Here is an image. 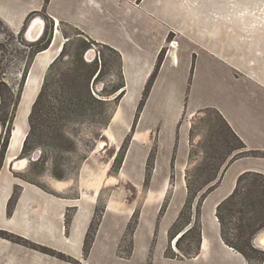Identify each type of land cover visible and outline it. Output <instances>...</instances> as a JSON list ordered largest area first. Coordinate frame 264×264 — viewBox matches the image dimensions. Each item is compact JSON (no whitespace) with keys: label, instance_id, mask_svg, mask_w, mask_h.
<instances>
[{"label":"crops","instance_id":"crops-1","mask_svg":"<svg viewBox=\"0 0 264 264\" xmlns=\"http://www.w3.org/2000/svg\"><path fill=\"white\" fill-rule=\"evenodd\" d=\"M249 1L253 0H50L48 4L45 0H0V22L12 34H20L31 14L44 11L54 23L69 25L86 39L117 51L125 80L124 95L102 135L107 139L104 149L95 145L75 178L46 176L40 183L23 177L38 161L32 155L20 157L39 93L24 106V89L0 164V231L56 251V255L0 236V264H249L223 239L216 211L242 175L264 176V157L260 156L240 157L222 170L218 186L202 204L199 252L191 257L166 256L170 230L188 195L193 119L203 111L216 110L246 151L264 152V25L256 24L254 8H246ZM172 39L178 43L176 49L170 45ZM51 50L34 57L26 84L36 66L42 65L45 70L38 79L42 86L48 67L61 52L49 55ZM164 50L167 54L138 114ZM130 133L119 175H137L135 186L140 188L146 183L149 157L155 153L131 252L121 257L120 242L137 207L118 201L111 192L86 253L106 179ZM106 148H114V154L104 161L98 154Z\"/></svg>","mask_w":264,"mask_h":264},{"label":"rangeland","instance_id":"rangeland-1","mask_svg":"<svg viewBox=\"0 0 264 264\" xmlns=\"http://www.w3.org/2000/svg\"><path fill=\"white\" fill-rule=\"evenodd\" d=\"M246 8H254L258 12L256 24L264 25V0L249 1L246 4ZM38 17L42 18L45 22V31L42 37L45 35L48 37L51 36L50 47L56 37V31L59 30V33L57 32V42L51 47L52 50L49 52V55L59 51L62 52L65 46L64 53L61 56L59 55L60 58L49 71L50 82L55 83V86H52V88L55 89L56 87L57 90L59 89V83L62 77L72 79L75 75H78L75 69L82 65V61L89 66L80 70L81 74H85L91 70L94 71L96 69V63L94 64V62H97L99 64L98 72L103 67V73L96 82L92 79L90 89L93 95L101 99L104 98L107 101L102 103L94 102L93 107L90 106L92 108L89 109L87 116L78 117L71 122H63L62 125L66 140L57 141V145L55 146L49 139L40 138V130L36 131L35 139L32 143L35 151L32 156L33 159L38 158V161L32 164L29 172L24 174L23 177L27 180L40 183L46 179V176L57 179L60 177H63V179L75 178L80 165L94 150L95 145H99L98 149H104L107 142V139L102 136L105 129L104 124L115 113L122 99L116 100L117 94L110 96V93L114 90V87L122 84L123 79L120 57L116 52L89 41L77 29L69 25L54 23L44 11L38 14L34 13L27 18L23 30L17 35L12 34L8 27L0 22L1 143L12 131V122L22 99L24 89L26 88L24 95L26 101L24 102V106H27L30 105L33 98L35 99L37 92H41L44 83L43 81L40 87V81L38 79L45 69L42 65H37L34 69L35 73L33 78H31V82L26 84L34 57L40 53L39 50L41 47L39 41H29L26 34L30 23ZM172 42L174 43L175 40L172 39L170 41L171 47H173ZM91 51L95 53L93 58L88 56ZM165 54H167V50H164V56ZM47 73L48 71L45 77ZM93 113H97L98 116L94 118L92 116ZM120 120L121 117L113 125L118 127ZM126 138L122 141L121 147ZM192 145L193 159L187 170L188 175H193L192 181L193 184L195 183L193 186L195 196L197 194L196 191L204 187L206 181L208 182L217 176V174L220 176L222 170L230 164L229 162L236 155V152L233 153L232 148L238 147L239 142L230 133L216 111L206 110L193 119ZM119 152L120 149L117 151L116 156L119 155ZM126 153L127 151L124 152V155H121V157H124L123 160H125ZM113 154L114 148H106L98 156L100 159L107 161ZM212 165H214V168ZM220 167L222 168L219 169ZM120 168L114 170L113 167L108 179H106L107 186L103 190V198L98 207V215L103 210L104 200L111 192L115 193L118 201H127L137 207L135 218L129 223L124 237L120 242L119 252L120 256L124 258L129 256L131 252L132 231L137 226V217L139 216L141 204L146 194L148 182H144L142 184L143 187L141 185L138 188L135 186V183L139 180L138 176L130 177L127 174L125 176L119 175ZM200 174L203 175L202 179L198 178ZM148 178L150 176L148 177L147 174L145 179ZM234 192V196L228 200L219 212L223 223V235L228 244L241 250V253L247 258L249 264H264V249L259 248L255 244L256 237L264 231V176L254 173L247 174L242 178L240 183L237 181ZM196 196L197 200L194 202L193 209L195 228L189 236L184 238L179 245H175V247L173 244L175 239H172L170 246H172L171 250L175 254H182L184 252L186 255H190L197 249L200 226L196 223V220L198 219V211H202V208L199 210L201 194ZM186 219L184 218L183 222ZM95 220H100V216L95 217Z\"/></svg>","mask_w":264,"mask_h":264},{"label":"trees","instance_id":"trees-1","mask_svg":"<svg viewBox=\"0 0 264 264\" xmlns=\"http://www.w3.org/2000/svg\"><path fill=\"white\" fill-rule=\"evenodd\" d=\"M50 0H46V4H48ZM32 15V14H31ZM30 15V16H31ZM29 16V17H30ZM28 17V18H29ZM82 35V33H80ZM41 44L40 50L39 52L45 51L48 48H50V43H51V36H44L41 37L40 40H38ZM93 43H96L93 40H89ZM37 42V41H36ZM109 48L110 50L116 52L118 55L119 53L117 51H115L114 49L108 47V46H104ZM65 51V46L60 54V56L64 53ZM60 56H58V58L51 64V66L49 67L48 73L44 79V83L41 89V92L39 93L36 101L34 102L32 111L30 113V117H29V124H30V131L24 141V146H23V150L21 153V157L22 158H27L29 156H31L33 154V152L35 151L34 146L32 145L33 140L35 139V133L37 130H40L41 134H40V138H47L49 139V141L55 146L57 145V141L59 140H66V135L64 133L63 130V125L62 123L65 121H74L76 118L78 117H84L88 115L89 109L92 108L94 102H107L105 101L104 98H100L97 97L95 95L92 94V91L90 89V83L92 81V79H94V81L96 82L102 75L103 73V67L99 70L98 72V66L99 64L97 62H94V64L96 63V69H94V71H88L85 74H81L80 70H83L86 66H89L88 64L84 63V61H82V65L78 66L75 69V72L78 73V75H75L72 79H67L65 77H62V79H60V85H59V89L57 90L56 87L55 89L52 88V86H55V83L50 82V77H49V71L52 68V66L57 62V60L60 58ZM164 56V51H162V53L160 54L159 60H158V64L157 67L154 71V73L152 74L144 95L142 97V100L140 102V105L138 107V114L142 111L143 106L149 96V92L150 89L157 77V74L159 72L160 66L162 64L163 61V57ZM120 57V55H119ZM121 61V59H120ZM121 66V64H120ZM121 74H122V84H120L117 87H114V90L111 91L110 96L111 95H116V100H119L123 97L124 95V91H125V80H124V76H123V72H122V66H121ZM60 91V92H59ZM92 106V107H90ZM216 111V110H213ZM217 114L221 117V119L223 120V122L225 123L226 127L229 129L230 133L234 136V138L239 142V146L238 147H233L232 151L233 153L236 152V155L234 156V158L229 162H233L234 160L243 157V156H260V157H264V152H259V151H246V145L243 143V141L238 137V135L232 130V128L230 127V125L227 123V121L223 118V116L216 111ZM92 116L94 118H96V116H98L97 113H93ZM113 118V114L112 116H110V118L107 119V121L105 122L104 126L105 128L109 126V124L111 123ZM11 134V133H10ZM193 136V129L191 131V137ZM132 139V134L130 133L123 146L120 148V152L119 155L116 157L115 162H114V170H118L120 168V166L122 165V163L124 162V157H121V155H124V152L128 150V147L130 145ZM9 141H10V135L2 142L1 144V152H0V158L1 161L5 156V153L8 149V145H9ZM193 148V147H192ZM231 156V154H229ZM154 158H155V153L153 152L148 160V177L150 176L152 169L154 168ZM191 158L193 159V156L191 154ZM228 160V159H227ZM37 162V161H36ZM34 163V162H33ZM32 163V164H33ZM214 168V165H212ZM222 167H220L219 169H221ZM150 172V173H149ZM249 173H246L244 175H242L239 178V183L242 180V178L244 176H246ZM257 174V173H254ZM257 175H261V174H257ZM263 176V175H261ZM203 175L200 174L198 175L199 179H202ZM59 179H63V177H60ZM193 175H188L187 176V200L185 202V205L182 209V211L180 212V215L177 219V221L175 222V224L173 225L171 231H170V235H169V247L166 251V256L168 258H178V257H191L196 255L199 252V246H200V241L202 238V223H201V208H202V203L205 200V198L208 196V194H210L217 186H218V180H219V174H217V176H215L214 178L210 179L208 182H205L204 187L199 188L196 191V195L201 194L200 199L201 202L199 203L200 208L198 211V219L199 221L196 220V223H198V225L200 226L199 229V234H198V246L197 249L191 253L190 255H186L184 252H182V254H175L174 252H172V246H170V243L172 242V239H176V245H179V243L186 238L187 236H189L192 231L194 230L195 226H194V213H193V209H194V202L197 200V196H194V189H193ZM146 181H149V178L146 179ZM235 193V192H234ZM234 193L232 195H230L225 201H223L217 208V215L218 218L220 219L221 225H222V237L223 239L226 241L223 233V223L221 220V217L219 216V212L220 209L228 202V200L230 198H232L234 196ZM19 195V189H17L13 195V198L10 201V206H9V210L10 212L12 211V208L17 200V197ZM168 205V201L166 200V202L164 203L161 211H160V215L162 216L167 208ZM102 211L101 210V214L98 215V211L96 213V217L102 215ZM200 212V213H199ZM136 214V212H135ZM135 218V215L133 216L132 220ZM184 218H187L185 220V222H183ZM138 219V217H137ZM100 220H95L93 221V224L90 228V231L88 233L87 239H86V243H85V251L86 253L88 252L92 241H93V236L94 233L98 227ZM137 224V222H136ZM136 227V226H135ZM135 228L132 231V235L134 233ZM175 230V231H174ZM0 236H3L4 238L13 240L15 242L18 243H22L24 245H27L31 248L37 249V250H43L51 255H56V251H53L51 249L36 245L34 243H31L21 237L0 231ZM226 243L228 244V242L226 241ZM230 245V244H229ZM231 246V245H230ZM236 248V247H235ZM238 251L241 252V250H239L238 248H236ZM61 257H64V255H60Z\"/></svg>","mask_w":264,"mask_h":264},{"label":"bare ground","instance_id":"bare-ground-1","mask_svg":"<svg viewBox=\"0 0 264 264\" xmlns=\"http://www.w3.org/2000/svg\"><path fill=\"white\" fill-rule=\"evenodd\" d=\"M44 31H45V22L43 21L42 18H38L37 20H35L34 22H32L28 28V31H27V38L29 39V41L31 42H36L38 40L41 39V37L44 35ZM58 30L56 31V37L51 45L54 46L57 42V36H58ZM177 46V43L174 42L173 43V47L174 49L176 48ZM89 57L93 58L95 56V53L93 51H91L89 54H88ZM30 81V80H29ZM29 83V82H28ZM0 130H1V126H0ZM262 235L261 237V242L264 244V232H262L259 237Z\"/></svg>","mask_w":264,"mask_h":264},{"label":"water","instance_id":"water-1","mask_svg":"<svg viewBox=\"0 0 264 264\" xmlns=\"http://www.w3.org/2000/svg\"><path fill=\"white\" fill-rule=\"evenodd\" d=\"M264 232V231H263ZM262 233V232H261ZM260 233V234H261ZM259 234V235H260ZM259 235L256 237V240H255V244L259 247V248H263L264 249V244L261 242V237L262 235L259 237Z\"/></svg>","mask_w":264,"mask_h":264},{"label":"built area","instance_id":"built-area-1","mask_svg":"<svg viewBox=\"0 0 264 264\" xmlns=\"http://www.w3.org/2000/svg\"><path fill=\"white\" fill-rule=\"evenodd\" d=\"M172 43H173V42H172ZM172 43H171V44H172ZM175 240H176V239H175ZM175 240H174V242H173V244H174V247H175V245H176V242H175Z\"/></svg>","mask_w":264,"mask_h":264}]
</instances>
